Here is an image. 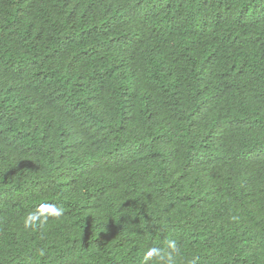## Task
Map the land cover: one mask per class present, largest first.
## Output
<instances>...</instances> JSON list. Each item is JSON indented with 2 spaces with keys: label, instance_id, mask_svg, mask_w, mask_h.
Listing matches in <instances>:
<instances>
[{
  "label": "trees",
  "instance_id": "1",
  "mask_svg": "<svg viewBox=\"0 0 264 264\" xmlns=\"http://www.w3.org/2000/svg\"><path fill=\"white\" fill-rule=\"evenodd\" d=\"M150 2L0 0V264H264V0Z\"/></svg>",
  "mask_w": 264,
  "mask_h": 264
},
{
  "label": "clouds",
  "instance_id": "2",
  "mask_svg": "<svg viewBox=\"0 0 264 264\" xmlns=\"http://www.w3.org/2000/svg\"><path fill=\"white\" fill-rule=\"evenodd\" d=\"M162 0H151L145 12L138 11L137 19L142 20L149 26L148 20L153 16L154 9L158 7ZM40 32L31 31L29 35H39ZM210 73V77H212ZM211 79V78H210ZM64 215L63 207L54 203H41L34 211H30L23 218V225L26 229H34L46 225L50 220L59 219ZM180 255V247L175 240H166L165 247L147 248L142 256L140 264H176L177 257ZM196 264V259L191 261Z\"/></svg>",
  "mask_w": 264,
  "mask_h": 264
}]
</instances>
